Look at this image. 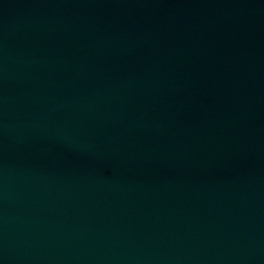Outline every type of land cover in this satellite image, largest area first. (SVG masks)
<instances>
[{
  "label": "water",
  "instance_id": "obj_1",
  "mask_svg": "<svg viewBox=\"0 0 264 264\" xmlns=\"http://www.w3.org/2000/svg\"><path fill=\"white\" fill-rule=\"evenodd\" d=\"M0 264H166L139 0H0Z\"/></svg>",
  "mask_w": 264,
  "mask_h": 264
}]
</instances>
